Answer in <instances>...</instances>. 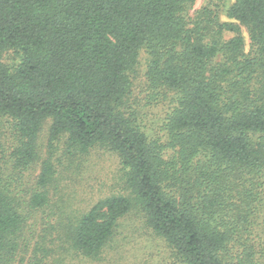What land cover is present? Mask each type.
Here are the masks:
<instances>
[{"label": "trees", "instance_id": "obj_1", "mask_svg": "<svg viewBox=\"0 0 264 264\" xmlns=\"http://www.w3.org/2000/svg\"><path fill=\"white\" fill-rule=\"evenodd\" d=\"M195 2L0 0V264L99 258L134 208L173 264H264V0ZM94 150L132 192L85 210Z\"/></svg>", "mask_w": 264, "mask_h": 264}, {"label": "rangeland", "instance_id": "obj_2", "mask_svg": "<svg viewBox=\"0 0 264 264\" xmlns=\"http://www.w3.org/2000/svg\"><path fill=\"white\" fill-rule=\"evenodd\" d=\"M207 0H196L191 14L193 15ZM234 0H229L232 2ZM223 19L228 20L226 15ZM246 39V49H249L250 39L248 32L243 28ZM146 52L141 54L144 72ZM48 127L45 124L41 133V144H47ZM77 172V170H76ZM78 192L77 204L89 209L90 205L102 197L114 193H124L126 180L117 155L111 152L94 150L84 161L82 172L74 180H68ZM72 186V187H73ZM130 189L127 194L131 193ZM78 206V208H79ZM75 264H173L169 248L164 241L147 229L142 211L134 208L122 220L115 239L108 244L104 252L96 259H78Z\"/></svg>", "mask_w": 264, "mask_h": 264}]
</instances>
